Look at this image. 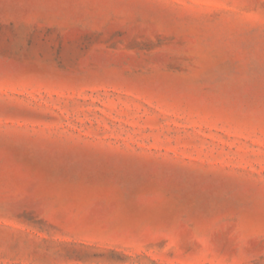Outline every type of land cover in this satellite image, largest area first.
<instances>
[{"label":"rangeland","instance_id":"374dc122","mask_svg":"<svg viewBox=\"0 0 264 264\" xmlns=\"http://www.w3.org/2000/svg\"><path fill=\"white\" fill-rule=\"evenodd\" d=\"M0 264H264V0H0Z\"/></svg>","mask_w":264,"mask_h":264}]
</instances>
